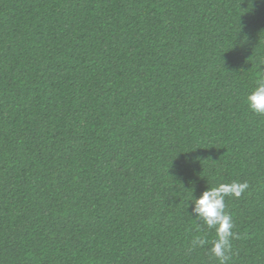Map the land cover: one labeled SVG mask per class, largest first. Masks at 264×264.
Instances as JSON below:
<instances>
[{
	"label": "trees",
	"instance_id": "trees-1",
	"mask_svg": "<svg viewBox=\"0 0 264 264\" xmlns=\"http://www.w3.org/2000/svg\"><path fill=\"white\" fill-rule=\"evenodd\" d=\"M262 76L264 0H0V264H219L188 200L233 180L264 264Z\"/></svg>",
	"mask_w": 264,
	"mask_h": 264
},
{
	"label": "clouds",
	"instance_id": "clouds-1",
	"mask_svg": "<svg viewBox=\"0 0 264 264\" xmlns=\"http://www.w3.org/2000/svg\"><path fill=\"white\" fill-rule=\"evenodd\" d=\"M247 107L254 113L264 115V76L256 81L255 87L245 96ZM249 188L247 181L236 180L230 183H219L214 187H207L200 195L194 196L191 192L189 216L194 220L203 221L208 229L215 231V239L211 241L209 251L217 258L219 264H227L232 253V240L235 227L232 216L226 212L225 198L234 196L239 198ZM187 207L189 205L187 204ZM208 241L201 236L193 237V247H202Z\"/></svg>",
	"mask_w": 264,
	"mask_h": 264
}]
</instances>
